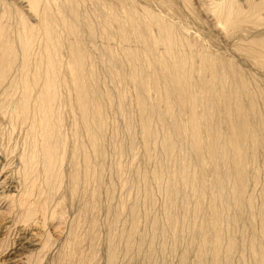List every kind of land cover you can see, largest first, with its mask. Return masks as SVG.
Instances as JSON below:
<instances>
[{
  "label": "bare ground",
  "instance_id": "6f19581e",
  "mask_svg": "<svg viewBox=\"0 0 264 264\" xmlns=\"http://www.w3.org/2000/svg\"><path fill=\"white\" fill-rule=\"evenodd\" d=\"M192 1L0 0V217L25 233L4 260L41 263L33 224L68 222L55 264L100 261L108 108L102 263L264 264V0Z\"/></svg>",
  "mask_w": 264,
  "mask_h": 264
},
{
  "label": "rangeland",
  "instance_id": "374dc122",
  "mask_svg": "<svg viewBox=\"0 0 264 264\" xmlns=\"http://www.w3.org/2000/svg\"><path fill=\"white\" fill-rule=\"evenodd\" d=\"M149 1H151L152 2V0H149ZM155 2H156V0H153V2H152V5H153V3L155 4ZM193 3H195V1L193 0L192 1V5L194 6V4ZM140 7H138V9H139ZM152 8H155V7H152ZM174 8H175V10H174ZM193 8H195V10L197 11V13H198V10H199V8L197 7V9H196V7L194 6ZM121 8L120 7H118V10H120ZM155 9H160V7H157V8H155ZM172 10H174V13H173V11ZM178 9H176V7H173L172 9H170L169 11H171V13H173V14H175L177 17H179V18H181V19H183V12L180 10V12H179V10L177 11ZM176 11V12H175ZM198 14H201V17H204L203 15H202V13L199 11V13ZM122 15V14H121ZM182 15V16H181ZM123 16V15H122ZM198 16H200V15H198ZM122 19V18H121ZM184 20V19H183ZM196 21V20H195ZM198 22V21H197ZM197 22H195L196 23V26L198 27V28H201V26H204L205 27V25H201L200 24V20H199V25H201L200 27H199V25H198V23ZM202 23V22H201ZM206 29H208L207 27H205ZM93 61H95V59L93 58ZM97 61V60H96ZM94 62V66L97 68H95V73H96V76L100 79V80H103V85L104 86H107L108 85V82H107V78H106V76H105V72H104V70L103 69H101L102 67H101V64L97 61V62ZM103 71V72H102ZM103 73V74H102ZM103 77V78H102ZM106 108V107H105ZM110 110V109H109ZM106 111V112H105ZM104 111V115H106V117H108V119L106 120V122L108 123V124H105L106 125V128L107 129H105V126H104V131L106 130L107 132H104V135H103V137H104V142H103V148H105L106 150H104L105 151V154L107 153V158H106V161H104L105 162V164H104V166H103V170L101 171L102 172V175H101V185H100V187L98 188V199H97V209H96V215H95V213L93 214V216H95V220H96V222L98 223V225H97V237H96V244H97V255H96V257H98L97 259L99 260V258H100V261L98 262V261H96V263L94 262L93 264H103L102 262H104V256H105V254H104V252H105V246H106V239H104L106 236H105V234H106V231H107V226H106V224H107V220H108V213H106L107 211V207H108V205H109V203H110V201H111V199H109L108 197L110 196L111 197V195H117L118 194V190L116 189L114 192H110V191H108V189H107V187H108V185L109 184H111V186H113V185H116L117 184V182L115 181L114 182V178H113V174H111L110 173V170H109V162L111 161V159H110V154H112V149H110L111 148V146H110V142H109V140L111 139L110 138V134H111V130H109L110 128H111V124H109L110 123V121L111 120H113V118H112V115H111V111H108V108H106V110ZM110 114H109V113ZM108 113V114H107ZM108 115V116H107ZM66 116H67V112L65 113V119H66ZM133 119H134V123L136 122L137 123V121H135V120H137L135 117H133ZM110 120V121H109ZM66 121H67V119H66ZM111 122H113V121H111ZM136 125V124H135ZM109 126V127H108ZM109 132V133H108ZM109 135H108V134ZM106 134V135H105ZM106 136V137H105ZM107 136H109V137H107ZM106 138H107V140H106ZM110 138V139H109ZM108 142L107 144H109V146L107 145H104L106 142ZM109 147V148H108ZM108 148V149H107ZM111 153H110V152ZM137 158H139V157H137ZM136 158V163L138 164L137 166L138 167H143L144 166V164H145V166L142 168H140V170L141 169H147V168H150L151 167V162L148 164V163H146L145 162V160L143 159V162L142 163H140L141 161H142V158H139V159H137ZM141 159V160H140ZM109 161V162H108ZM139 162V163H138ZM144 163V164H143ZM141 164H143V165H141ZM108 166V167H107ZM146 167V168H145ZM108 169V170H107ZM106 172V173H105ZM109 172V173H108ZM105 173V174H104ZM210 173V172H209ZM108 175V176H107ZM249 176H248V180H247V182L248 183H250V179H251V177H250V173L248 174ZM129 176H131V180H135L136 178V173L135 172H131V174L129 175ZM250 177V178H249ZM103 178V179H102ZM135 178V179H134ZM114 179V180H113ZM109 181V182H108ZM105 182V183H104ZM103 183H104V185H103ZM107 186V187H106ZM118 187V186H117ZM64 188V187H63ZM65 190V189H64ZM63 189H60L59 190V192H58V195L59 194H63V192H64V194H66V196L65 195H63L64 197L63 198H65V199H63L64 201V205H65V209H66V214H67V217L68 218H70L71 216H73V215H77V213H78V210H79V208H80V204H73V203H71V200H70V196L67 194L68 192L65 190L64 191ZM61 192V193H60ZM108 192V193H107ZM106 195H105V194ZM111 193H113V194H111ZM107 194H110V195H107ZM106 196V197H105ZM69 198V199H68ZM160 199V197H156V208L155 207H152L153 209V211L151 210V206L149 207V209H150V211L148 210V203L146 202V203H144V207H145V209H146V212H147V210H148V214H150V215H154V214H156L155 216L158 218L159 217V219L160 220H162L163 218H162V216H161V214H159V212H158V209H159V211H160V208H158V206L160 205V202L159 201H161V199ZM69 200V201H68ZM109 201V203H108V201ZM99 204V205H98ZM159 204V205H158ZM74 205L76 206V208L74 207ZM69 206H71V207H69ZM100 206V207H99ZM107 206V207H106ZM67 209H69V210H67ZM70 209H73V211L72 210H70ZM75 209V210H74ZM105 209V210H104ZM156 209H157V211H156ZM70 213H69V212ZM101 211V212H100ZM152 211V212H151ZM158 212V213H157ZM161 213V212H160ZM70 214V215H69ZM147 214V215H148ZM149 215V216H150ZM7 220H8V218L7 219H3V217H0V246H1V243H2V246L1 247H3V248H0L1 250H0V264H13L10 260H9V262H8V260H4V259H6L7 258V256H8V254L10 253V252H12V251H14V249H15V247L17 246V244H19L21 241H22V237L25 235V233H23L22 231H20L19 230V228L20 227H18V226H20V224L21 223H18L17 225L15 224L14 226H12V228H11V230H10V228L7 230V229H5L4 228V226L5 225H7L8 223H7ZM104 220V221H103ZM34 222V221H33ZM37 222V221H36ZM54 222V221H53ZM162 222H164V220H162L161 221V223ZM68 223V222H67ZM64 224V225H61L62 226V228L60 227V229H59V227L57 226V224L54 222V224L53 223H50V222H48V224L45 226V227H42V226H40V224L38 223H34L33 224V228L32 227H29L28 229H33V230H37V228L38 229H43V230H45V231H47L48 232V230L50 231V232H48V234H50L51 236H50V240L53 238V237H55V238H53L52 239V241L51 242H53L52 244H51V246L53 247V249H50L48 252L49 253H47V254H45V255H43V257H44V260L42 259V262L41 263H39V264H55V260H53L54 259V257H55V253H57L56 251L58 250V245L59 244H61V242L63 241V237H64V235L67 233V229H68V227H67V225L68 224ZM238 224H240L239 222L236 224V228H235V230L239 227V225ZM3 225V226H2ZM38 225V226H37ZM35 226H37L36 228H35ZM66 226V227H65ZM58 227V228H57ZM65 227V228H64ZM98 227H100L99 229H98ZM146 228V227H145ZM145 228H143L142 230H144ZM48 229V230H47ZM4 230V231H3ZM8 232H7V231ZM10 230V231H9ZM27 230V229H26ZM25 230V231H26ZM61 230V231H60ZM62 230H64V231H62ZM16 231H18V232H16ZM24 231V230H23ZM24 231V232H25ZM27 231H29V230H27ZM26 231V232H27ZM145 231H146V229H145ZM144 231V233H146ZM60 232V233H59ZM4 233V234H3ZM17 233V234H16ZM58 234V235H57ZM100 234V235H99ZM185 233H183V234H181V235H183V238H182V236H181V241H182V246L184 247V245L186 244L187 245V241H188V238H190V234H185ZM16 235V236H15ZM105 236V237H104ZM52 237V238H51ZM100 237V238H99ZM54 240L56 241V242H54ZM105 241V242H104ZM184 241L186 242V243H184ZM59 242V243H58ZM190 244V243H189ZM57 245V246H56ZM179 246V248L181 247V248H183L182 246ZM54 246H56L57 247V249H56V247H54ZM51 247V248H52ZM55 248V249H54ZM55 253H54V252ZM55 254L54 255V257L53 258H51L53 255H51V254ZM6 254V255H5ZM49 254H50V256H49ZM100 256V257H99ZM245 256H247V255H245ZM46 257H48V258H46ZM52 259V260H51ZM96 259V260H97ZM32 260H35L34 258L32 259ZM52 261V262H51ZM191 262V263H190ZM195 259H194V255L192 254V255H190L189 256V258H188V262H187V264H195Z\"/></svg>",
  "mask_w": 264,
  "mask_h": 264
}]
</instances>
